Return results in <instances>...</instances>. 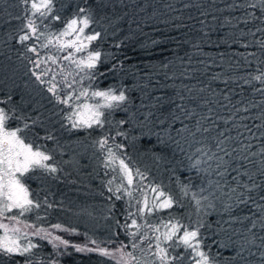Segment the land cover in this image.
Segmentation results:
<instances>
[{
	"label": "snow or ice",
	"instance_id": "1",
	"mask_svg": "<svg viewBox=\"0 0 264 264\" xmlns=\"http://www.w3.org/2000/svg\"><path fill=\"white\" fill-rule=\"evenodd\" d=\"M18 4L21 11L14 19L21 23L17 35L11 38L23 49L18 59L24 65V76L35 86L40 100L51 105L52 110L43 117L44 105L40 100L33 114L0 106V258H7L11 264H20L21 259L23 264H56L40 255L43 245L39 241H47L57 250L61 246L67 248L70 242L37 223L46 219L47 211L56 204L48 195L41 199L26 179L56 180L63 169L55 159L54 150L36 142L39 136L33 129L37 125L44 127L45 120L53 125L58 122L60 128L69 131L104 129L112 125L109 116L113 112L127 111L122 106L129 102V97L124 90L112 87L100 90L94 86L99 76L117 70V63L106 72L98 70L104 63L102 53L91 46L102 33L92 27L97 21L90 0H83L67 18L61 15L66 5L60 0H18ZM166 7L169 11L176 10L171 4ZM200 7L199 0L183 4L184 9ZM227 8L242 10L239 23L254 25V31L241 29V37H255L257 33L264 36V0H232ZM200 15L207 13L202 11ZM57 22L61 27L53 31ZM225 22L231 23L227 19ZM200 23L203 25L204 21ZM254 42L264 51V38ZM116 47L120 48V44ZM260 63L264 64V60ZM221 78L219 73L213 76L214 80ZM253 81L264 85V68H257L255 74L249 73L243 79L244 84L252 85ZM223 83L234 84L235 78L224 79ZM205 90L201 87L199 92ZM232 92L234 89H229L228 94L210 92L214 100L201 99L191 108L177 104L179 115L161 113L160 118L151 121L160 125L168 120L171 123L179 120L182 124L184 120L194 122L174 129L176 137L170 133L163 135L166 129L151 133L165 147L175 145V151L183 153L189 161L188 170L196 172L198 183L179 181L176 193L163 182H157L151 169L134 165L127 156L126 145L115 142L116 137L127 136L123 131L126 120L116 122L120 130L115 135H101L94 141V146L103 153L105 175L110 176L105 185L108 200L113 201L109 218L114 219L116 229L124 232L128 243L120 242L110 250L102 246L103 241L89 239L83 246L73 245L76 251L97 252L115 264H220L219 253L213 254L206 242V233L213 225L204 219L210 215L208 210L219 207L221 218L216 221V228L227 236L228 243L221 246L231 247L234 253L230 264H264V87L253 86V93L262 97L258 102L244 99L233 102ZM177 95L181 101L185 99ZM162 99L157 97L152 107L162 108ZM189 99L197 97L189 96ZM11 102L9 95L6 100H0V105ZM197 108L204 111L198 112ZM218 110L227 115H220ZM152 115L147 113L144 120L150 121ZM11 122H16V126L12 127ZM45 131L44 139L56 143L54 133L47 128ZM30 134L35 138H30ZM154 159L159 161L161 157L154 154ZM184 200L193 212L187 216L173 215V210L182 207ZM114 201L125 203L122 220L115 217ZM243 209H248L247 215L236 214ZM33 214L35 220L31 219ZM237 224L240 227H235ZM50 228L75 232L58 223Z\"/></svg>",
	"mask_w": 264,
	"mask_h": 264
},
{
	"label": "trees",
	"instance_id": "2",
	"mask_svg": "<svg viewBox=\"0 0 264 264\" xmlns=\"http://www.w3.org/2000/svg\"><path fill=\"white\" fill-rule=\"evenodd\" d=\"M186 2L188 0H90L96 14L97 22L94 25L99 26L102 33L101 38L93 42L104 60L98 70L106 72L113 63H117V70L108 72L106 76H99L95 85L124 90L129 102L122 106L127 111L118 109L109 116L112 125H106L104 129L69 131L60 128L58 122L53 125L47 120L44 127L37 125L33 129V133H38L39 136L36 142H43L48 145L47 148L54 150L56 158L61 160L57 163L63 171L56 180L41 179L39 184L26 179V182L34 193H39L41 199L48 195V199L56 204L55 208L47 211L44 219L47 227L58 223L65 228L75 229V232L59 233L70 242L67 248L61 246L57 250L47 241H39L43 245L40 251L42 257L50 258L56 264H115V261L97 252H78L73 245L83 246L89 239H96L104 242L102 246L113 249L120 242L128 243L124 232L116 229L115 225L113 231H108L110 228L107 223L114 224V219L109 218V207L113 201L108 200L105 169L94 162L93 156H87L86 152L93 150L94 153L97 152L96 155L99 153V160L102 154L93 145L94 142L89 145L86 139L115 135L120 130L116 122L126 120L127 125L123 131L127 136L116 137V140L126 145L127 156L134 165L151 169L157 182H163L170 191L176 193L179 181L187 183L192 180L193 183H198L196 172L188 170L189 161L183 153L175 151V145L165 147L151 133L166 129L162 132L163 135L170 133L176 137L174 129H180L184 124L191 126L194 122L184 120L182 124L179 120L174 123L168 120L165 125H160L151 121L160 118L161 113L164 116L169 112L179 115L177 104L191 108L199 104L201 99L214 100L215 97L210 95L213 91L228 94L229 89H234L231 93L233 102L240 99L258 102L262 99L258 93H253V86L261 88L264 85L255 81L252 85L244 84L243 79L249 73L255 74L257 68H264V64L260 63L264 60V51L254 42L264 36L260 33L255 37L240 36L241 29L248 32L249 28L253 31L255 28L252 24L246 26L238 22L243 15L242 10H228L227 5L232 0H199V9H184L183 4ZM60 3L66 5L61 15L67 18L76 10L77 5L83 4V0H60ZM168 4L176 10L169 11L166 7ZM20 11L18 0H0V100H6L9 95L12 97L11 103L0 106L33 114L40 97L35 86L24 76V65L18 59L23 49L11 38L17 35L20 27L21 22L14 19ZM202 11L207 15L201 16ZM177 16L181 19H175ZM226 19L231 23H226ZM201 20L204 21L203 25ZM59 27L61 25L57 22L53 30ZM117 44H120V48L116 47ZM218 73L222 74V78L214 80L213 76ZM229 77L235 78V83L225 85L223 80ZM201 87L206 89L204 93L199 92ZM189 88L192 89L191 93L188 92ZM177 93L185 99L181 101ZM189 96L197 99L191 100ZM157 97L163 98L162 108L152 107ZM221 102L226 103L222 99ZM40 103L44 105L41 109L43 117H47L52 110L51 105H47L44 100H40ZM197 111L204 110L197 108ZM149 112L153 115L150 121H145L144 117ZM219 114L227 115L223 111H219ZM168 124L171 126L168 127ZM45 128L54 133L58 139L56 144L44 139ZM30 138L35 136L30 134ZM154 154H158L161 159L156 161ZM101 198L107 206V223L102 221L103 216L100 217L96 205ZM114 203L115 217L122 220L125 203ZM182 205L174 209L172 214L187 216L193 212L187 200L182 201ZM208 211L210 215L204 219L211 222L213 228L206 233V242L213 254L219 253L220 264H230L234 253L231 247L221 246L222 243H228L227 236L216 228V221L221 218V209L217 207ZM236 214L247 215L248 209ZM100 219L101 222H97ZM88 247L94 245L88 244ZM2 260L5 264H11L7 258ZM20 264H23L22 259Z\"/></svg>",
	"mask_w": 264,
	"mask_h": 264
},
{
	"label": "rangeland",
	"instance_id": "3",
	"mask_svg": "<svg viewBox=\"0 0 264 264\" xmlns=\"http://www.w3.org/2000/svg\"><path fill=\"white\" fill-rule=\"evenodd\" d=\"M93 27V29L95 30V31H98V32H101V30H99V26H97V25H93L92 26ZM53 31H55V30H53ZM92 48H95L96 50H99L98 48H97V46H95L94 44L91 46ZM100 51V50H99ZM80 55H86V53H81ZM95 87H97L98 89H100V90H106L107 88H109V87H103V88H101L100 86H96L95 85ZM112 88H114V87H112ZM115 89H117V88H115ZM117 90H121V89H117ZM11 126L12 127H15L16 126V122L15 123H11ZM72 131H76V130H72ZM94 139V140H93ZM96 139L94 138V137H92L91 139H90V137L88 138V140L86 139V143L87 144H89V145H91L94 141H95ZM57 141H58V139H57ZM53 141H51V143H52ZM116 143H121L120 141H118V140H116L115 141ZM37 143H39V142H37ZM57 143V142H56ZM55 143V144H56ZM109 143L110 144H112V141L110 140L109 141ZM39 144H43V145H45L46 147H48V145H46L45 143H39ZM94 145V144H93ZM52 148H53V145L51 146ZM49 149V148H48ZM50 150V149H49ZM97 153V152H96ZM96 153H94L93 152V150L90 152V151H88V152H86V155L87 156H89L90 158H92V156L94 157V162L96 163L97 162V164L100 166V167H102V158H103V153H101L100 152V154H102V157H100V160H99V158L97 159V157L99 156V153L96 155ZM91 154V155H90ZM55 155V154H54ZM63 155L65 156L66 154H65V151H63ZM101 156V155H100ZM55 159H56V161L58 162H60L61 160L60 159H58V158H56V156H55ZM92 162V161H91ZM110 178V176H105V179H104V181L105 182H107V180ZM32 181L34 182V183H41L40 181H41V179H37V178H32ZM103 181V182H104ZM30 187V186H29ZM99 201L97 202V208H98V211H99V213L101 214V216L100 217H102L103 216V222H105V223H107V221H108V213H107V206H105V201L103 200V198H101V200L100 199H98ZM89 212L91 213V210H89ZM43 210L40 212V215L43 217L44 215H43ZM161 215H163V214H161ZM31 219L32 220H35V215L33 214V216L31 217ZM102 219V218H101ZM101 219H100V221L98 220L97 222H101ZM45 220H43L42 222H37V223H40L41 224V226H43V227H45V228H48L50 231H54V234H56V235H60L59 233H60V231H58V230H53V229H51L50 228V226L49 227H47L46 226V224H45V222H44ZM98 225V224H97ZM103 225H106V224H103ZM107 225H108V227L110 228L108 231H113V229H114V224L113 223H107ZM35 239H38V238H34V240ZM117 246H115V247H113V249H110V250H114L115 248H116ZM0 264H5V262H3V260H2V258H0Z\"/></svg>",
	"mask_w": 264,
	"mask_h": 264
}]
</instances>
